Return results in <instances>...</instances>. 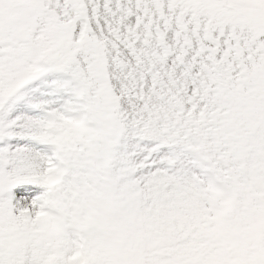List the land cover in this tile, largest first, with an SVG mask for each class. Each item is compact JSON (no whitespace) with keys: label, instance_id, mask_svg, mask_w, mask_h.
Here are the masks:
<instances>
[{"label":"snow or ice","instance_id":"1","mask_svg":"<svg viewBox=\"0 0 264 264\" xmlns=\"http://www.w3.org/2000/svg\"><path fill=\"white\" fill-rule=\"evenodd\" d=\"M0 264H264V0H0Z\"/></svg>","mask_w":264,"mask_h":264}]
</instances>
